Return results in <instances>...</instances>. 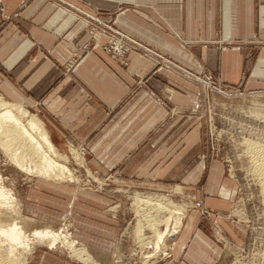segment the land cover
Returning a JSON list of instances; mask_svg holds the SVG:
<instances>
[{"label": "crops", "instance_id": "0c3cea01", "mask_svg": "<svg viewBox=\"0 0 264 264\" xmlns=\"http://www.w3.org/2000/svg\"><path fill=\"white\" fill-rule=\"evenodd\" d=\"M77 12L111 16L119 32L162 61L130 53L120 66L96 50L71 76H62L68 49L88 40ZM167 64L213 73L218 82L241 84L246 92H264V0H0L4 98L32 110L55 148H86L88 166L102 178L116 171L123 182L152 189L159 180L173 179L175 159L184 170L199 156L190 151L200 148V120L170 113L176 108L187 114L195 107L198 86L162 69ZM185 128L186 135L175 142L174 134ZM174 149L181 150L176 157ZM203 169L200 160L183 177V186L195 188L199 207L174 241L167 264H210L217 255L200 228ZM217 169L202 191L226 201L219 194ZM43 187L36 183L29 189ZM48 191L22 197L26 218L55 226L70 216L80 243L96 255L114 253L125 209L119 195L109 189L61 196L54 187ZM42 201L52 208L40 213ZM222 201L215 200L210 211L219 214ZM113 207L116 215L110 213Z\"/></svg>", "mask_w": 264, "mask_h": 264}, {"label": "rangeland", "instance_id": "374dc122", "mask_svg": "<svg viewBox=\"0 0 264 264\" xmlns=\"http://www.w3.org/2000/svg\"><path fill=\"white\" fill-rule=\"evenodd\" d=\"M66 7L70 9L69 6ZM77 15L85 24L88 40L82 45L72 44L68 49V58L60 68L62 76H71L79 63L88 54L94 53L96 50L102 51L109 60L120 66H126L130 53L139 54L143 58L154 56L162 61L149 48L119 32L114 27L111 16L101 13L92 16L81 12H77ZM101 40L104 42L100 44ZM167 65L170 67L162 69L173 72L176 76H185L198 86L195 107L191 108L187 114L185 111L176 108L170 113H173L175 117L190 115L191 120L198 119L201 122L200 148L190 151V154L199 152V156L190 165H186L184 170L181 169V165H178L175 159L173 179L159 180L156 187L143 189L135 188L123 182L116 171L102 178L88 166L84 158L86 148L66 145L65 148L56 149L66 157L65 165L72 171L76 181L59 183L21 172L8 161L9 159L6 158L7 156L2 153L3 150L0 148V183L4 188L13 192L20 204L25 194L38 198L39 194L47 195L49 193L48 188L51 187L57 189L59 196L63 192L72 195L76 192L109 189L121 197L125 208L124 212L119 214L121 218L120 234L115 251L110 255H96L89 250L87 245L80 243L75 236L76 228L70 216H65L55 226H45L34 221L28 222V225L30 228L34 226L50 227L54 230H62V233L66 232L72 240L77 242V246L85 248L98 264H167L170 260V253L175 247L174 241L179 238L183 228L187 226L185 224L190 213L198 210L199 207L194 198L195 188L191 186L188 189L187 186H183L185 183L183 177H187V173L201 160L204 169L201 175L200 228L201 233L207 240L213 242L217 250V255L210 264H259L257 257L264 247V203H262L259 184L248 173V165L245 157L241 154L239 143L242 138H248L253 134L264 140V123L254 115V113L260 112V109H264V92H246L241 84L229 86L218 82L214 79L213 73L202 72L198 74L190 70L176 68L171 64ZM160 69L158 67L155 72ZM0 96L5 99L1 86ZM16 102L23 104L21 101ZM161 102L164 105V101L161 100ZM24 106L21 105L30 115L32 114L40 120L32 110ZM185 131L186 128L182 132H176L174 141L176 142L186 135ZM71 151L80 157L82 166L77 164ZM176 151L177 149H174L175 157L181 150ZM215 167L218 168V174L221 178L219 183L221 186L223 185L219 194L226 201L220 200L217 193L205 194V191H202L211 182ZM36 183L46 188L43 187L39 192V189H29ZM135 193L151 197L161 196L179 206L183 212L185 211L181 229L166 240V247L161 250L162 252L154 253L151 244L153 233L149 228L142 230L141 238L135 235L136 226L144 223L140 221V214L132 203L131 196ZM215 200L222 201L219 214L210 211L213 210V205H216ZM48 206L46 201H42L38 208L40 213L44 212V207H51ZM117 209V207L110 208V213L116 215ZM143 212L145 214L150 213L156 221H162L167 216L165 213L157 214L153 210L152 212L148 210ZM20 216L24 220L26 219L22 208ZM159 229H163L161 224H159ZM140 241L145 244L143 245ZM147 241L150 243L148 244ZM35 248L32 255L25 257L24 264H82L72 259L69 251L60 245L52 250H48L45 246H36ZM152 254L150 259H143ZM201 264L207 263L201 262Z\"/></svg>", "mask_w": 264, "mask_h": 264}, {"label": "bare ground", "instance_id": "6f19581e", "mask_svg": "<svg viewBox=\"0 0 264 264\" xmlns=\"http://www.w3.org/2000/svg\"><path fill=\"white\" fill-rule=\"evenodd\" d=\"M254 115L264 123V109H260V112L254 113ZM239 146L242 156L246 159L248 173L260 186L261 199L264 203V140L253 134L248 138H242ZM0 148L9 159L7 160L21 172L59 183L76 181L72 171L65 165L66 157L61 155L51 143L43 123L32 114L30 115L21 105L9 102L1 96ZM71 153L77 164L81 165L80 157L73 151ZM1 184L0 264H24L25 257L32 255L36 246H45L48 250H52L57 245L67 249L72 259L82 264H98L92 255L82 246H77V242L72 240L66 232L62 233V230H54L50 227L34 226L30 228L28 222L31 220L26 217L24 220L20 216V202L17 201L11 190L4 188ZM131 197L132 203L140 214L141 220H139L144 222L142 225L136 226L135 235L141 238L142 230L149 228L153 233L151 244L154 253L162 252L161 250L166 247V240L181 229L185 211L183 212L179 206L161 196L151 197L135 193ZM145 210L151 212L153 210L157 214L165 213L167 216L162 221H156L150 213L145 214L143 212ZM159 224L163 226L162 230L159 229ZM137 239L139 240V238ZM143 241L140 242L143 243ZM147 243L150 242L147 241ZM19 250L21 251L19 252ZM152 256L153 254L147 255L143 259L147 260ZM257 258L259 264H264V247Z\"/></svg>", "mask_w": 264, "mask_h": 264}]
</instances>
